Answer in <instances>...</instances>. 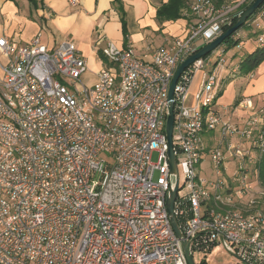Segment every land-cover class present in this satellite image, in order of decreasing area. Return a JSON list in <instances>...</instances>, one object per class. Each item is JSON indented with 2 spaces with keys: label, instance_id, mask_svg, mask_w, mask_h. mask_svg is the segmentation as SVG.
I'll return each mask as SVG.
<instances>
[{
  "label": "built area",
  "instance_id": "1",
  "mask_svg": "<svg viewBox=\"0 0 264 264\" xmlns=\"http://www.w3.org/2000/svg\"><path fill=\"white\" fill-rule=\"evenodd\" d=\"M248 1L195 0L188 34L143 54L99 38L110 64L91 85L73 41L48 49L39 37L28 44L0 37L8 60L0 75V264H188L167 208L176 185L169 89L179 65L232 27ZM246 26L263 29L254 16ZM240 31L232 35L242 49ZM257 40L264 45V33ZM226 53L223 42L195 60L174 90L175 213L192 255L220 246L241 263L264 264V186L249 183L247 145L256 137L261 156L264 118L250 97L236 105L250 112L241 123L216 108ZM210 131L219 135L212 145ZM208 156L213 176L205 178Z\"/></svg>",
  "mask_w": 264,
  "mask_h": 264
},
{
  "label": "crops",
  "instance_id": "2",
  "mask_svg": "<svg viewBox=\"0 0 264 264\" xmlns=\"http://www.w3.org/2000/svg\"><path fill=\"white\" fill-rule=\"evenodd\" d=\"M166 1L79 0L76 4H72L69 0H0V37H6L20 44H28L39 37L41 43L48 49H52L63 40H70L76 44L88 64L92 55L101 54V46L97 45L101 37L112 41L119 48L132 44L140 54H143L154 49L153 47L167 45L176 37H185L189 32L191 20L187 16V6L182 9L181 17L177 20L159 19L157 10ZM254 17H257L264 25V8ZM123 18L126 21V29H124ZM245 28L254 29L251 26ZM240 33L243 36V49L248 39L254 38L258 41V36L264 33V29L256 28L249 34L241 31ZM259 46H261L260 43L240 58L237 56L238 60L235 64L240 65L244 57ZM7 62V58L0 55V75H3V66ZM254 71L262 73L255 81L254 76L248 79L247 75H241L240 71L237 73L239 76L235 75V78L241 77L244 80L239 83L237 96L247 92L252 80L254 83L251 88L256 93L264 91V62ZM198 76L199 74L194 78L192 87L198 85L199 82H196ZM227 78L230 81L234 79L231 75ZM225 88L222 87L221 91L224 92ZM238 98L234 100L235 103L239 101ZM231 104L225 103V110H221L218 105L216 108L223 118L241 123L242 117L244 118L250 112L242 111L236 105L234 109L230 107ZM217 135L218 132L207 133V143L209 145L215 143L218 139ZM196 264L199 263L196 262Z\"/></svg>",
  "mask_w": 264,
  "mask_h": 264
},
{
  "label": "rangeland",
  "instance_id": "3",
  "mask_svg": "<svg viewBox=\"0 0 264 264\" xmlns=\"http://www.w3.org/2000/svg\"><path fill=\"white\" fill-rule=\"evenodd\" d=\"M195 0H187V8L190 7V5L192 4V2H194ZM260 21V20H259ZM261 22V21H260ZM262 27L264 26L263 24H261ZM254 27V29H246V28H241V32L244 34H249V32H252V30H255L256 27ZM264 29V27H263ZM257 45H259L258 41L253 39H248V43L244 46L243 49L237 48L236 46H232L230 48H228L227 53L225 54V57L228 58L227 59V63H226V68L225 71L223 73V87H226L224 89V92L222 95H220L217 99V105L221 110H225V103H232L230 107H233L234 109L236 108L235 106V99L236 97H239V101L241 99H243L244 97H250L253 102L254 105L256 107V112L260 113L261 118H264V91H260L258 93H256V91H254L251 87L253 86V80L250 84V86L247 89V92L244 94L242 92V96H237L239 94V83L242 81H244L243 79H241V77H236L235 75L239 76V74H237L239 72V64H235L237 63V56L240 58L241 55H245L247 54L249 51H251L253 48H255ZM260 47V46H259ZM150 48V47H149ZM155 48V47H153ZM233 60V61H232ZM90 64H89V70L82 76V80L87 84V85H91L94 84L97 80L98 77V71L99 69H101L103 66L109 65L110 61L101 53L99 56H96L95 54L92 55V58L89 60ZM264 62V60L259 64V66ZM258 66V67H259ZM232 68H237L238 70L236 72H231ZM256 70V69H254ZM253 70V71H254ZM251 71L250 73L246 74L248 79H251L252 76H254V81L255 79H257L260 74L262 73H258L257 71L253 72ZM234 79H232L230 81L229 78H227L228 76H230ZM245 76V75H244ZM198 78L200 80V75L197 77L196 82L198 81ZM194 87V88H193ZM191 89V93L187 99V105H192L194 102V95L197 92L198 88H199V83L198 85H194ZM242 110V109H240ZM245 111V110H242ZM221 113V112H220ZM250 114H248L247 116H245L244 118L247 119L248 116ZM243 118V117H242ZM236 123V122H235ZM240 123V122H237ZM217 137H219V135H217ZM256 137L251 138L249 140H247V145L251 146V155L254 158V160L249 164V183L252 185V187H260V185L264 186V180L262 178H260L259 176V172L257 169V162L259 161L260 158V154L258 155V151L256 149V143L254 142ZM255 145V146H253ZM158 159V152L155 151L152 154V161L156 162ZM235 162H237V160L234 161H228L226 163V166L228 168L229 172H232L234 170V166H235ZM200 174L201 176L205 177V178H209L212 177V172H211V165H210V156L206 157V159H204L201 167H200ZM158 176V172L155 173V178ZM194 260L197 263H201L203 260L206 262V264H244L241 263L236 257H234L233 255H231L226 249L221 248L220 246H213L212 249L207 250V251H203L201 250H196L194 252Z\"/></svg>",
  "mask_w": 264,
  "mask_h": 264
},
{
  "label": "water",
  "instance_id": "4",
  "mask_svg": "<svg viewBox=\"0 0 264 264\" xmlns=\"http://www.w3.org/2000/svg\"><path fill=\"white\" fill-rule=\"evenodd\" d=\"M262 3H264V0H254V2L243 12V14L238 19L235 25L230 27L226 32H224L217 39H215L214 41L206 45L196 54L190 56L184 62H182L176 71V74L172 80V83L169 89L170 103H169V114H168L167 123H166V133H167V138H168V143H169L168 157H169V161L171 165V173H173L176 177V185L173 189H170L169 191V195L167 198V208H168V212L171 218L172 226L176 234L178 235V237L181 239L182 247H183L184 254H185L188 264H196V262L189 249L190 240L185 239L184 233L182 229L180 228V225L177 220L176 213H175V202L177 199V191H178V186H179V170H178V165H177L176 158H175V152H174L173 141H172L173 124H174V101H173L174 90H175L176 84L180 76L185 71V69L189 67L190 64H192L195 60L203 56H206L208 53H210L215 48H217L219 45H221L235 31L240 29L248 21V19L256 12V10L260 7ZM228 252L234 257H237L236 253L231 252V251H228Z\"/></svg>",
  "mask_w": 264,
  "mask_h": 264
},
{
  "label": "trees",
  "instance_id": "5",
  "mask_svg": "<svg viewBox=\"0 0 264 264\" xmlns=\"http://www.w3.org/2000/svg\"><path fill=\"white\" fill-rule=\"evenodd\" d=\"M217 5H222L226 2H233L236 0H213ZM254 0H250L247 3L244 4L243 8L246 10ZM187 5V0H167L166 2L162 3L159 9L157 10V15L159 19L161 20H177L181 17V11L184 7ZM264 8V3L260 5V7L256 10V12L248 19L250 20L257 12H259L261 9ZM238 19L234 20V24ZM123 24H124V29H126V21L123 18ZM247 22L241 27H246ZM232 25V26H233ZM230 27L226 28L225 32L229 29ZM240 28V29H241ZM239 43L238 40L233 39V35L228 37L225 41L224 44H226L227 50L228 48L232 46H237ZM264 60V45H261L260 47L256 48L252 53H249L244 57V59L240 62L239 69H240V74L241 75H246L256 69L259 64ZM223 94V91L219 93V96ZM239 101L235 103L237 105ZM257 169L259 172L260 178L264 180V150L260 156L259 161L257 162ZM200 264H206V262L203 260Z\"/></svg>",
  "mask_w": 264,
  "mask_h": 264
}]
</instances>
